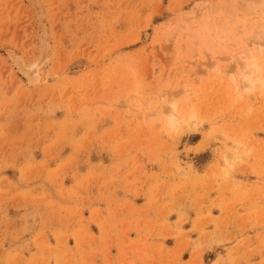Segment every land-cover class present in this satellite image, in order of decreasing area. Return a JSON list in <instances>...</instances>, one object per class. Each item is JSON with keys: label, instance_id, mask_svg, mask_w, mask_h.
<instances>
[{"label": "rangeland", "instance_id": "rangeland-1", "mask_svg": "<svg viewBox=\"0 0 264 264\" xmlns=\"http://www.w3.org/2000/svg\"><path fill=\"white\" fill-rule=\"evenodd\" d=\"M245 75L264 0H0V264H264Z\"/></svg>", "mask_w": 264, "mask_h": 264}, {"label": "bare ground", "instance_id": "bare-ground-1", "mask_svg": "<svg viewBox=\"0 0 264 264\" xmlns=\"http://www.w3.org/2000/svg\"><path fill=\"white\" fill-rule=\"evenodd\" d=\"M42 34H45V33H42ZM262 34L263 33H261V35ZM261 35H260V37L257 35V39H261L262 38ZM44 38L45 37L42 36V38L40 39L41 40L40 53H39L36 61L35 62L33 61L34 62L33 64H30V65L27 64L26 65L23 62H20V61L17 62L18 69L20 70L19 72L24 75V77L28 80V83L30 85H37V84H39L41 82L42 72H43L44 68L47 66V64H48V62L50 60V54H51L50 47L48 45V41L46 40V38L45 39ZM42 39H44V41ZM241 55H242V53H241ZM241 57H243V55ZM242 59H244L246 61H249V60L251 61L250 64H247V68L251 65L253 67V69H254V73L253 74L258 73V72L261 71L262 68H260V65H258L257 59L255 57H253V56L252 57L251 56L247 57V55H246ZM242 80H243L244 84H249L251 87H254L255 84H257V83H261L262 87L264 89V79L261 80L260 77H257V78L254 79V78H252L251 75H245V76H243ZM178 121L179 120L177 119V117H175L173 115L170 117V125L172 127H175L177 125ZM190 124L191 123L189 122L187 124V126H189Z\"/></svg>", "mask_w": 264, "mask_h": 264}]
</instances>
